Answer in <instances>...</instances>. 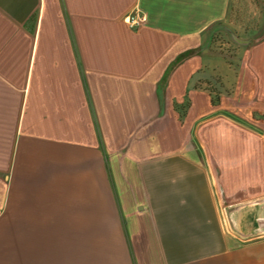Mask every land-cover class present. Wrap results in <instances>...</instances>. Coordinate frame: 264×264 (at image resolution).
Masks as SVG:
<instances>
[{
	"label": "crops",
	"instance_id": "crops-1",
	"mask_svg": "<svg viewBox=\"0 0 264 264\" xmlns=\"http://www.w3.org/2000/svg\"><path fill=\"white\" fill-rule=\"evenodd\" d=\"M263 194L264 0H0V264H264Z\"/></svg>",
	"mask_w": 264,
	"mask_h": 264
},
{
	"label": "water",
	"instance_id": "water-1",
	"mask_svg": "<svg viewBox=\"0 0 264 264\" xmlns=\"http://www.w3.org/2000/svg\"><path fill=\"white\" fill-rule=\"evenodd\" d=\"M230 36L231 40L238 44H248L251 39L242 40L230 30L225 29ZM257 207L258 211L254 214L255 226L250 230L244 231L240 226V219L245 217L248 212L255 210ZM224 213L227 228L230 233L240 237V238H251L260 234H264V194L255 198H248L242 201H238L233 204H227L222 207Z\"/></svg>",
	"mask_w": 264,
	"mask_h": 264
},
{
	"label": "rangeland",
	"instance_id": "rangeland-1",
	"mask_svg": "<svg viewBox=\"0 0 264 264\" xmlns=\"http://www.w3.org/2000/svg\"><path fill=\"white\" fill-rule=\"evenodd\" d=\"M217 129L220 131V133H227V135H231L232 139H228L224 136H219V137H209L207 140L205 141H201L202 142V145L200 146L201 148H207V144L206 143H209V147L210 148H213L214 150V153L215 155H220V153L224 152L225 151H245L246 150V144H245V141H243L245 138V132L243 131L242 133H240L239 130H233L229 127V124H228V120H224L223 122H219V124H217ZM247 134V133H246ZM222 135V134H220ZM245 135V136H244ZM253 146V145H252ZM253 150V149H252ZM213 158V157H212ZM211 158V159H212ZM223 158H214L213 161H222ZM220 164H225V162H220ZM245 194H243V196H245ZM240 196L239 195H232L230 196L231 199H236V198H239ZM227 226V225H226ZM228 229V228H227Z\"/></svg>",
	"mask_w": 264,
	"mask_h": 264
},
{
	"label": "built area",
	"instance_id": "built-area-1",
	"mask_svg": "<svg viewBox=\"0 0 264 264\" xmlns=\"http://www.w3.org/2000/svg\"><path fill=\"white\" fill-rule=\"evenodd\" d=\"M146 14L141 10H133L127 17H125V22L130 27L140 26L146 21Z\"/></svg>",
	"mask_w": 264,
	"mask_h": 264
},
{
	"label": "trees",
	"instance_id": "trees-1",
	"mask_svg": "<svg viewBox=\"0 0 264 264\" xmlns=\"http://www.w3.org/2000/svg\"><path fill=\"white\" fill-rule=\"evenodd\" d=\"M216 38H218L217 35L215 36L214 40H215ZM209 95L211 96V101H212L213 103L217 104V103L219 102V94H218V93L215 94V93H212V92H211Z\"/></svg>",
	"mask_w": 264,
	"mask_h": 264
}]
</instances>
